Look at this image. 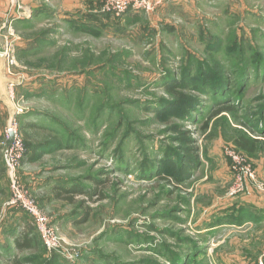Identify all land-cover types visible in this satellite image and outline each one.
Instances as JSON below:
<instances>
[{
    "label": "rangeland",
    "instance_id": "374dc122",
    "mask_svg": "<svg viewBox=\"0 0 264 264\" xmlns=\"http://www.w3.org/2000/svg\"><path fill=\"white\" fill-rule=\"evenodd\" d=\"M0 56V264H264V0H0Z\"/></svg>",
    "mask_w": 264,
    "mask_h": 264
},
{
    "label": "trees",
    "instance_id": "16d2710c",
    "mask_svg": "<svg viewBox=\"0 0 264 264\" xmlns=\"http://www.w3.org/2000/svg\"><path fill=\"white\" fill-rule=\"evenodd\" d=\"M183 97H185V96H183ZM232 111H233V108L230 107V106L221 107L220 109H218L217 111H215L213 113V116L214 117L215 116H219L221 114L230 113ZM241 140H242V142L240 144H241V147L244 150H246V151L252 150V145H250V142L248 140H246V139H241ZM249 146H251V147H249ZM33 151H35V149H33ZM78 192H80L79 188H77V191H74L73 193H78ZM66 200L72 201L71 197H68ZM24 239H25L26 242L25 243H22L21 241H19L17 243V247L19 249H28V248H31L30 242H31L32 239H30L29 234L25 235V233H24Z\"/></svg>",
    "mask_w": 264,
    "mask_h": 264
},
{
    "label": "water",
    "instance_id": "95a60500",
    "mask_svg": "<svg viewBox=\"0 0 264 264\" xmlns=\"http://www.w3.org/2000/svg\"><path fill=\"white\" fill-rule=\"evenodd\" d=\"M2 65H3V59L0 56V97H2V99L5 100L6 85L17 84V83L15 81L4 78V76L2 74ZM7 104L10 105L9 102ZM14 140H15V132L13 130H11L9 132V139H8L7 145H6L7 148H9L13 144Z\"/></svg>",
    "mask_w": 264,
    "mask_h": 264
},
{
    "label": "built area",
    "instance_id": "2783aa9c",
    "mask_svg": "<svg viewBox=\"0 0 264 264\" xmlns=\"http://www.w3.org/2000/svg\"><path fill=\"white\" fill-rule=\"evenodd\" d=\"M124 8H125V7H123L121 11H123ZM14 142H15V140H14ZM14 142H13V144H14ZM15 186H18V184L15 183ZM19 199H20V197H19ZM12 204L14 205V204H16V203H12ZM23 204H24V203H23ZM23 207L26 208L27 210H30L29 207H28L27 205H24ZM23 207H22V208H23ZM24 208H23V209H24Z\"/></svg>",
    "mask_w": 264,
    "mask_h": 264
}]
</instances>
